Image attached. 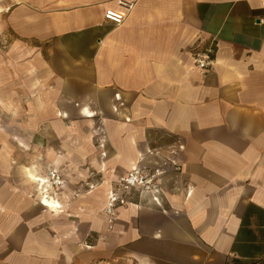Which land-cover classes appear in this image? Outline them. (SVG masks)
Returning a JSON list of instances; mask_svg holds the SVG:
<instances>
[{"label":"crops","instance_id":"1","mask_svg":"<svg viewBox=\"0 0 264 264\" xmlns=\"http://www.w3.org/2000/svg\"><path fill=\"white\" fill-rule=\"evenodd\" d=\"M125 1L0 0V264H264L262 0ZM32 43L49 73L14 70ZM51 167L57 209L36 180ZM136 167L161 204L135 192L110 223L107 191Z\"/></svg>","mask_w":264,"mask_h":264},{"label":"built area","instance_id":"2","mask_svg":"<svg viewBox=\"0 0 264 264\" xmlns=\"http://www.w3.org/2000/svg\"><path fill=\"white\" fill-rule=\"evenodd\" d=\"M119 4L128 10L134 6L132 2L119 0ZM264 9V0H262ZM125 13L108 9L105 18L115 25H120L125 20ZM264 20V18L262 19ZM193 61L196 68L203 74L207 73L215 62V43L210 42L206 46L197 48L193 53ZM48 180V191L55 196L62 188L64 178L59 168L51 167L44 175ZM135 192L148 195L156 204H161V187L157 180V171L154 173L145 171L139 167L129 170L125 175L114 181L107 191L104 213L111 223L115 211L129 203Z\"/></svg>","mask_w":264,"mask_h":264},{"label":"rangeland","instance_id":"3","mask_svg":"<svg viewBox=\"0 0 264 264\" xmlns=\"http://www.w3.org/2000/svg\"><path fill=\"white\" fill-rule=\"evenodd\" d=\"M10 37L6 38V32L0 34V55L6 56V54H7L6 53V51H7L6 41L9 42L11 40ZM15 57H16V59H18V61L15 60L16 62H15V68H14V70H16V71L21 70V65H19V64H21V62H23L22 60L25 58L24 59L25 61L26 60H30L31 65H32V71L33 72L38 71L40 69H42L41 71H44L46 69L47 73L50 72L49 62H50V59L52 58V54L49 53L46 50V47L45 48H39V46L34 45V43H32L30 45V47H24V48L21 47L20 48V51L16 49L15 50ZM43 61H45V62H43ZM23 94L24 93L22 92L20 96H16V100L18 99L21 102L22 99L24 98V96H22ZM95 131H96V129H95ZM96 145L101 150L102 149L104 150V151H102L101 154L102 155L103 154L106 155L105 153H107L106 151H107L108 145L105 142H100V140L97 141ZM54 168H56V167H54ZM47 171H48V169L46 170L45 174L47 173ZM35 187H36V185H35ZM36 191H37V187H36Z\"/></svg>","mask_w":264,"mask_h":264},{"label":"bare ground","instance_id":"4","mask_svg":"<svg viewBox=\"0 0 264 264\" xmlns=\"http://www.w3.org/2000/svg\"><path fill=\"white\" fill-rule=\"evenodd\" d=\"M37 182L39 183V188L41 189V191L43 192V196L45 197V199L43 198L41 201L44 202L52 207L57 209V207L60 206V204L58 205L55 201H53L52 199H54L52 192L50 193L48 191V180L45 177H37L36 178Z\"/></svg>","mask_w":264,"mask_h":264}]
</instances>
